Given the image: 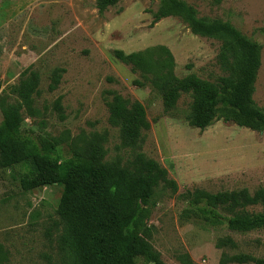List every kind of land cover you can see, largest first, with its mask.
Wrapping results in <instances>:
<instances>
[{
	"label": "rangeland",
	"instance_id": "obj_1",
	"mask_svg": "<svg viewBox=\"0 0 264 264\" xmlns=\"http://www.w3.org/2000/svg\"><path fill=\"white\" fill-rule=\"evenodd\" d=\"M183 1L198 17L227 21L259 46L253 100L264 110V0ZM158 6L157 0H120L100 13L97 0H0V99L16 102L14 86L37 72L35 114L23 111V129L35 139L64 138L57 148L62 159L71 155L69 140L90 132L106 133L107 156L127 151L116 149L120 133L108 121L107 102L113 94L140 102L149 122L142 151L159 162L178 186L175 193L158 186L150 203V242L162 261L255 264L232 262L229 257L264 258V229L236 233L224 224L212 227L180 216L187 189L214 193L246 188L253 193L264 188V131L222 119L202 130L193 127L190 93L181 94L175 106L165 110L161 94L150 82L114 56L115 50L130 53L164 46L172 54L177 77L194 74L215 81L225 75L218 63L221 42L193 34L179 16L152 23ZM56 68L63 69L60 82L49 91ZM58 99L60 112L55 109ZM24 173L27 169L21 165L0 168V264H54L56 209L63 188L53 184L23 191L19 177ZM247 211L262 209L256 205ZM224 237L232 243L218 246ZM135 261L151 264L142 257Z\"/></svg>",
	"mask_w": 264,
	"mask_h": 264
},
{
	"label": "trees",
	"instance_id": "obj_2",
	"mask_svg": "<svg viewBox=\"0 0 264 264\" xmlns=\"http://www.w3.org/2000/svg\"><path fill=\"white\" fill-rule=\"evenodd\" d=\"M120 0H97L100 13ZM153 13L155 23L168 16H179L193 34L221 42L218 63L225 75L215 81L194 74L177 77L173 73V57L164 46L114 56L131 70L147 79L162 96L165 110L173 108L183 93L192 96L189 123L204 129L222 119L254 131H264V110L253 100L255 80L260 66V48L227 21L198 17L183 0H157ZM156 51L158 53H156ZM63 69L53 71L49 91L57 88ZM141 86L142 82L135 80ZM39 75L32 71L14 86L16 102L0 99V168L21 165L27 173L19 177L23 191L61 185L63 197L56 209L58 223L54 237V264H136L142 257L151 264H166L153 248L148 223L151 199L162 185L175 193L174 179L156 160L142 151V141L149 129L145 109L138 101L113 94L107 102L109 123L117 127L120 143L107 156L106 133H82L69 140L70 157L62 159L57 149L64 138H33L23 129V111L34 116L33 97L38 94ZM55 109L60 112L59 99ZM63 117L62 114H60ZM129 151L127 157L123 154ZM186 207L181 218L217 227L225 225L231 232L245 233L264 229V188L253 193L246 188L209 192L201 188L182 193ZM262 211H247L249 206ZM220 238L218 246L231 244ZM49 261H50V257ZM236 263L264 264V258L248 254L229 257Z\"/></svg>",
	"mask_w": 264,
	"mask_h": 264
}]
</instances>
